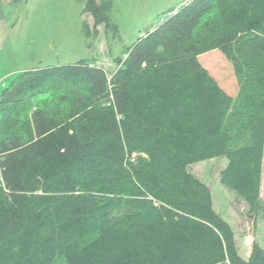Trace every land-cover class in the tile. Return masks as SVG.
<instances>
[{
  "label": "trees",
  "instance_id": "16d2710c",
  "mask_svg": "<svg viewBox=\"0 0 264 264\" xmlns=\"http://www.w3.org/2000/svg\"><path fill=\"white\" fill-rule=\"evenodd\" d=\"M185 2L111 72L81 59L2 88L0 264H264L188 170L225 156L220 182L259 212L264 0ZM85 10L97 27V0ZM215 49L235 97L199 61Z\"/></svg>",
  "mask_w": 264,
  "mask_h": 264
},
{
  "label": "rangeland",
  "instance_id": "374dc122",
  "mask_svg": "<svg viewBox=\"0 0 264 264\" xmlns=\"http://www.w3.org/2000/svg\"><path fill=\"white\" fill-rule=\"evenodd\" d=\"M185 1L189 0H97L102 19L96 27L94 14L85 10L87 0H0V93L18 73L37 67L84 59L111 72L116 58ZM198 58L235 97L239 76L234 63L217 49ZM227 162L220 156L191 164L188 170L211 188L214 208L232 226L239 252L246 255L254 241L264 249V161L257 214L220 182Z\"/></svg>",
  "mask_w": 264,
  "mask_h": 264
},
{
  "label": "crops",
  "instance_id": "0c3cea01",
  "mask_svg": "<svg viewBox=\"0 0 264 264\" xmlns=\"http://www.w3.org/2000/svg\"><path fill=\"white\" fill-rule=\"evenodd\" d=\"M237 239V238H236ZM251 253V252H250ZM250 253L249 254H246V255H242L243 258L247 259L249 256H250Z\"/></svg>",
  "mask_w": 264,
  "mask_h": 264
},
{
  "label": "built area",
  "instance_id": "2783aa9c",
  "mask_svg": "<svg viewBox=\"0 0 264 264\" xmlns=\"http://www.w3.org/2000/svg\"><path fill=\"white\" fill-rule=\"evenodd\" d=\"M1 86H2V85H1V80H0V88H1Z\"/></svg>",
  "mask_w": 264,
  "mask_h": 264
}]
</instances>
